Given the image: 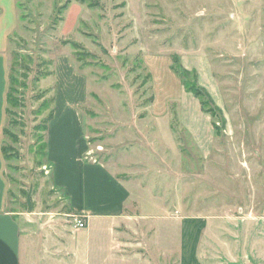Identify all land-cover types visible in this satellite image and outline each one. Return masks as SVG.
<instances>
[{"label": "rangeland", "instance_id": "obj_1", "mask_svg": "<svg viewBox=\"0 0 264 264\" xmlns=\"http://www.w3.org/2000/svg\"><path fill=\"white\" fill-rule=\"evenodd\" d=\"M65 59L88 80L90 158L130 183L147 226L73 227L46 143ZM5 184L22 264H182L187 226L152 206L201 222L200 264H264V0H0Z\"/></svg>", "mask_w": 264, "mask_h": 264}, {"label": "crops", "instance_id": "obj_2", "mask_svg": "<svg viewBox=\"0 0 264 264\" xmlns=\"http://www.w3.org/2000/svg\"><path fill=\"white\" fill-rule=\"evenodd\" d=\"M56 84L53 117L46 130L54 186L64 192L75 214L87 217L88 226H147L149 215H144L142 203L138 202L140 198L134 196L130 183L118 177L108 165L90 158L91 149L80 110L88 101L87 78L65 59L63 64L58 65ZM204 85L209 86L207 83ZM196 105L204 115L200 103ZM203 117L209 121L205 115ZM132 202L139 204L137 209L141 210L142 215L129 213ZM6 203L5 184L4 192L0 195V264H22L24 244L28 237L22 229L20 218L7 209ZM152 207L157 211L160 209L163 214L159 216L164 221L163 226H187L183 234L182 264H200L196 258L198 242L191 237L190 230L191 226H203L201 222L191 217L174 222L175 218L170 217L165 207Z\"/></svg>", "mask_w": 264, "mask_h": 264}, {"label": "trees", "instance_id": "obj_3", "mask_svg": "<svg viewBox=\"0 0 264 264\" xmlns=\"http://www.w3.org/2000/svg\"><path fill=\"white\" fill-rule=\"evenodd\" d=\"M173 70L175 71V73L177 75H179L180 79H182L184 81L185 77H184L183 73H186L185 72L186 70L183 69V70H181L182 72H180V70L178 68H174V67H173ZM15 83H17V80H16L15 77L12 76L11 79H10V87L8 88V92H7V95H6V102H7V104L9 106H12V105L15 104V98L13 96V93L15 92V87H14ZM184 86H187L185 82H184ZM190 91L194 92V94L196 95V97L198 99H201V98H204V97L208 96L207 93L204 91V89H202V88L200 89L199 87L196 88V89L195 88H193V89L191 88ZM204 103H206V102L204 101L203 104ZM6 112L9 113V108H6ZM52 117H53V114L48 117L47 125H48L49 121L52 119ZM46 130H47V128H46ZM75 215L76 216L77 215L78 216H83L82 214H75Z\"/></svg>", "mask_w": 264, "mask_h": 264}, {"label": "built area", "instance_id": "obj_4", "mask_svg": "<svg viewBox=\"0 0 264 264\" xmlns=\"http://www.w3.org/2000/svg\"><path fill=\"white\" fill-rule=\"evenodd\" d=\"M73 227L76 230H82L88 227V219L87 217L83 216H74L73 219Z\"/></svg>", "mask_w": 264, "mask_h": 264}]
</instances>
